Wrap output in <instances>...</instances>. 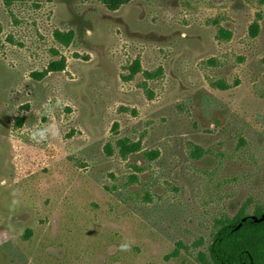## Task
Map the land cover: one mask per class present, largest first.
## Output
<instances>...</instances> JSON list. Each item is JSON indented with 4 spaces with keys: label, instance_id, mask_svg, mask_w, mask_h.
Returning a JSON list of instances; mask_svg holds the SVG:
<instances>
[{
    "label": "rangeland",
    "instance_id": "rangeland-1",
    "mask_svg": "<svg viewBox=\"0 0 264 264\" xmlns=\"http://www.w3.org/2000/svg\"><path fill=\"white\" fill-rule=\"evenodd\" d=\"M257 212L264 0H0V264H212Z\"/></svg>",
    "mask_w": 264,
    "mask_h": 264
},
{
    "label": "trees",
    "instance_id": "trees-1",
    "mask_svg": "<svg viewBox=\"0 0 264 264\" xmlns=\"http://www.w3.org/2000/svg\"><path fill=\"white\" fill-rule=\"evenodd\" d=\"M96 1L101 2L110 11H115L129 2V0ZM219 32L223 38H230L228 32L224 30ZM138 70V67L132 70L131 76L135 75ZM118 145L124 157L140 150L139 143H128L126 140H120ZM261 214L263 213L257 212L252 216L258 219ZM209 257L212 264H264V221L256 223L246 215L222 225L212 238Z\"/></svg>",
    "mask_w": 264,
    "mask_h": 264
},
{
    "label": "water",
    "instance_id": "water-1",
    "mask_svg": "<svg viewBox=\"0 0 264 264\" xmlns=\"http://www.w3.org/2000/svg\"><path fill=\"white\" fill-rule=\"evenodd\" d=\"M250 218H251V220H253L256 223L262 222V221H264V213L261 214L258 219H256V217H254V216H250ZM243 221H245V219Z\"/></svg>",
    "mask_w": 264,
    "mask_h": 264
},
{
    "label": "clouds",
    "instance_id": "clouds-1",
    "mask_svg": "<svg viewBox=\"0 0 264 264\" xmlns=\"http://www.w3.org/2000/svg\"><path fill=\"white\" fill-rule=\"evenodd\" d=\"M130 248H131V246H130V244H128V243H122V244L120 245V250H121V251H130Z\"/></svg>",
    "mask_w": 264,
    "mask_h": 264
}]
</instances>
